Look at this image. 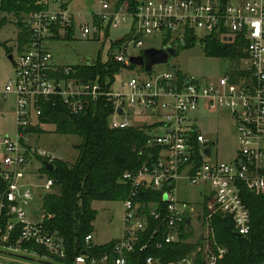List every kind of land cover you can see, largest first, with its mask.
I'll return each mask as SVG.
<instances>
[{
  "label": "built area",
  "instance_id": "obj_1",
  "mask_svg": "<svg viewBox=\"0 0 264 264\" xmlns=\"http://www.w3.org/2000/svg\"><path fill=\"white\" fill-rule=\"evenodd\" d=\"M36 5L43 8L28 14V43L21 48L18 40L15 49L5 46L13 76L4 84L0 80V100L14 96L16 126L12 136L0 135V178L5 184L0 191V264H61L66 259L64 242L47 230L45 216L34 221L27 212L34 200L33 187L26 184L32 162L40 165L33 176L46 196L55 183L44 167L61 158L30 144L29 136L32 129H40L47 109L61 107L70 115H84L99 101L113 108L111 129L146 130L149 139L146 151L142 150L146 157L140 168L124 172L119 181L128 188L122 202L121 237L109 252L96 255L93 234L87 236L86 252L71 264L110 260L127 264L126 255L136 251L150 221L154 227L141 252L158 237L157 249L179 243L181 226L187 223L188 233L197 219L203 230L197 249L205 264H218L227 249L216 239L213 217L231 218L235 233L247 236L251 214L242 192L264 194V0H99L92 24L81 21L82 36L98 38L107 31L126 29L115 50H109L113 61L122 65L123 91L115 90V81L80 78L77 68L55 64L45 44L54 36V28H71L75 15L67 6L52 9L51 0H36ZM188 36L196 41L210 37L224 44L241 41L244 56L229 60L219 77L210 79L180 71L154 73L153 69L149 75L130 62L131 57L153 48H146V37L163 40L162 49L175 44L184 47ZM128 72L136 75L128 77ZM201 109L228 114L237 145L232 161H220L214 153L215 137L204 134L199 126ZM182 183L208 186L210 193L201 192L197 208L179 198ZM150 191L161 193L160 202L141 203ZM145 264L163 262L149 256Z\"/></svg>",
  "mask_w": 264,
  "mask_h": 264
},
{
  "label": "trees",
  "instance_id": "obj_2",
  "mask_svg": "<svg viewBox=\"0 0 264 264\" xmlns=\"http://www.w3.org/2000/svg\"><path fill=\"white\" fill-rule=\"evenodd\" d=\"M134 2V0H129ZM33 0H1L0 14L29 13L39 11ZM4 21V19H3ZM1 28V27H0ZM19 46L22 48L29 41V28L19 22ZM107 31V35H108ZM205 50L209 57L238 61L244 54L239 45L224 44L214 38H205ZM116 43L111 44L113 48ZM195 39L188 36L186 45L180 49H191ZM178 50V53H179ZM100 60L96 64L77 66L80 78L97 79L102 83L113 82L114 76L121 71L122 65L112 59ZM108 79V80H106ZM113 108L104 101L97 102L90 112L84 115H70L63 108L47 109L42 122L56 125L58 134L76 136L79 144L76 146L78 155L73 165L55 161L52 171L44 167V171L54 180L60 189L58 194H47L43 199L44 225L51 233L57 234L64 242L67 257L61 264H71L76 256L86 252V237L92 235L98 212L92 207L95 201L123 202L128 194V188L121 184L120 178L126 171H134L145 161L146 143L149 139L146 130L129 128L113 130L109 127V117ZM40 129H32V132ZM143 151V152H144ZM5 188L0 178V191ZM243 199L251 214V231L247 236L238 237L234 231L231 218L223 215L213 217V226L219 245L227 249V254L218 264H264V194L255 195L243 190ZM161 193L150 191L140 199L141 203H158ZM187 223L181 226V241L177 244L157 249L155 241L149 243L144 251L142 244L148 242L154 227L150 221L149 231L143 237L134 253L127 254V264H145L146 258L153 256L163 264L191 259L193 264H204L200 253L193 255L200 244L190 242L191 229L186 233ZM116 240L106 245H94L92 253L103 255L109 252ZM193 255V256H192ZM107 264H112V261Z\"/></svg>",
  "mask_w": 264,
  "mask_h": 264
},
{
  "label": "rangeland",
  "instance_id": "obj_3",
  "mask_svg": "<svg viewBox=\"0 0 264 264\" xmlns=\"http://www.w3.org/2000/svg\"><path fill=\"white\" fill-rule=\"evenodd\" d=\"M51 1L53 2L52 9L57 10L62 6H67L68 10L75 15V22L71 28L61 30L54 28V36L52 35L53 37L45 44L51 51L55 64L68 67L89 66L96 64L101 57L104 60L112 59V55H109V50L111 53L115 50L119 43L117 40L123 37L126 32L125 28L112 30L108 35L105 32L98 38L94 36L84 38L81 32L82 24H92V16L99 7V0ZM29 13H19V15L0 14V45L2 47L0 51V80L2 84L13 76L12 62L8 59L7 55V48L9 49V47L6 48L5 46L16 48L20 29L19 22L21 20L23 24H28ZM81 21H83L82 24ZM144 40L146 48L153 47L160 49L163 45V40L159 38L146 37ZM113 43H116V45L111 48V44ZM205 45L207 44L195 40V46L193 48L180 49L176 56L170 57L167 64L154 66L153 72L180 71L201 79L219 77L224 68L229 66L230 61L209 57L206 53ZM138 53L139 51L133 52L134 55ZM117 74L119 76H116ZM117 74L113 78L115 81V90L123 91L121 83L124 81V75L120 76V72ZM135 75L136 73L133 72H128L127 74L128 77H134ZM198 117L202 132L215 137L217 145L214 153H217L218 159L225 162L232 161L237 145L228 114L225 112L210 114L205 109H201L198 112ZM141 125L143 124H136V126ZM15 129V99L13 95H10L6 100L0 102V135L12 136ZM29 143L38 145L48 153L61 158L57 161H62L69 165L75 163L78 155L76 146L79 144V139L76 136L58 134L56 125L49 122H43L40 131L31 132ZM39 168L40 165L38 162L33 161L29 168L28 177L26 178V184H30L33 187L34 200L27 212L29 218L34 221L40 220L45 215L41 211L45 193L39 189L40 182L37 176H33ZM59 191L60 189L55 186L49 194H58ZM202 191L210 193V188L208 186L195 188L182 183L179 188V198L198 208L201 204L200 194ZM92 207L98 212L97 219L94 223L97 241L105 243L110 239L116 238L120 234L123 225V203L95 201L92 203ZM203 207H205V203ZM201 227L200 219L194 220L193 228L190 230L191 232L189 231L192 233L190 242L197 243L201 241L203 234ZM198 253H200L199 249L193 255L195 256ZM200 256L202 262L205 264L204 255L200 253ZM36 259L41 261L39 258ZM34 264L42 263L36 261Z\"/></svg>",
  "mask_w": 264,
  "mask_h": 264
},
{
  "label": "water",
  "instance_id": "obj_4",
  "mask_svg": "<svg viewBox=\"0 0 264 264\" xmlns=\"http://www.w3.org/2000/svg\"><path fill=\"white\" fill-rule=\"evenodd\" d=\"M178 48L179 46L177 44H175L174 46H166L162 49L150 48L145 50L140 56L131 57L130 62L134 66L144 68L145 72L150 75L154 66L159 64H167L170 57L176 56L178 53ZM119 113H121V110H119ZM46 168L52 171L54 169V166L52 164H46ZM237 236L241 237L240 235Z\"/></svg>",
  "mask_w": 264,
  "mask_h": 264
},
{
  "label": "crops",
  "instance_id": "obj_5",
  "mask_svg": "<svg viewBox=\"0 0 264 264\" xmlns=\"http://www.w3.org/2000/svg\"><path fill=\"white\" fill-rule=\"evenodd\" d=\"M17 43H18V42H17ZM17 43H16V48H17V46H18ZM0 102H2V100H0ZM36 146H38V145H36ZM122 233H123V225H122V227H121L120 234H119L116 238L110 239V240H108V241L105 242V243H100V242L97 241L96 232L94 231V234H93V243H94L95 245H98V246L106 245L107 243H110L111 241H113V240H117L118 238H120L121 235H122Z\"/></svg>",
  "mask_w": 264,
  "mask_h": 264
}]
</instances>
